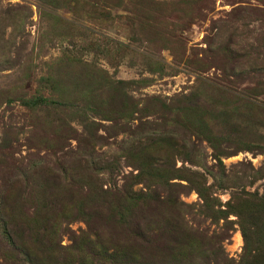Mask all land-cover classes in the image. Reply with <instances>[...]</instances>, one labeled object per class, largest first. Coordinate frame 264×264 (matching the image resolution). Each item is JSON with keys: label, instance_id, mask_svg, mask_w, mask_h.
Listing matches in <instances>:
<instances>
[{"label": "rangeland", "instance_id": "obj_1", "mask_svg": "<svg viewBox=\"0 0 264 264\" xmlns=\"http://www.w3.org/2000/svg\"><path fill=\"white\" fill-rule=\"evenodd\" d=\"M0 264H264V0H0Z\"/></svg>", "mask_w": 264, "mask_h": 264}]
</instances>
